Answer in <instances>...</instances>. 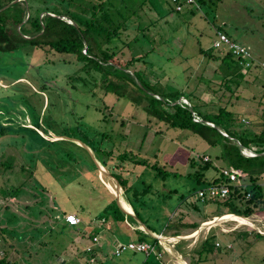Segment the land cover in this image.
I'll list each match as a JSON object with an SVG mask.
<instances>
[{
  "label": "trees",
  "instance_id": "1",
  "mask_svg": "<svg viewBox=\"0 0 264 264\" xmlns=\"http://www.w3.org/2000/svg\"><path fill=\"white\" fill-rule=\"evenodd\" d=\"M218 1L221 0H196L195 4H190V6L200 4L201 9L204 8L206 17L214 18V20H210L214 24ZM179 3L183 8H186L184 0H180ZM146 6L155 9V17L147 13L151 24L157 23V18H162L161 16L165 14L169 17L170 14L173 15V12L181 15L187 12L176 10L175 4L171 0H165V12L160 0H118V2L115 0H0V60L5 62L6 59H11L16 64H20L22 68L28 66L26 60L28 56H33L39 62L41 61L37 68L43 66L42 64L53 63L58 57L62 58L59 63H75L79 65L78 71L82 70L84 73L82 75L75 72L68 76V80L71 82L70 88L76 92L86 91L96 96L98 91L95 88H97L104 94L115 95L117 99L125 98L131 105L140 108L146 114L149 123L162 122L168 128L187 130L190 134L198 135L208 145L217 147L220 151L217 157L224 162L222 167L218 168L210 157L205 159L203 155L201 157L191 155L187 160L188 171L186 174L168 170L165 165H160L158 161L157 153L160 151L158 148L150 156L148 155L150 150L145 149L144 151L145 136L149 134L150 130H145L143 139L139 140L138 147L132 148L131 144L127 142L128 139L123 141L126 137H122V141L117 143L116 139L108 132L95 130L93 135L92 131L82 125L80 121L82 118H86V113L82 115H78V113L75 116V124L72 126H65L61 129L45 126L46 130H50L56 135H65L67 138L47 139L34 131L35 137L43 138L42 140L47 143L49 150L46 152V160L49 157L55 158L60 163L57 165L61 168L66 167L65 162L71 160L73 166L78 167L77 175L73 176L74 181L71 183L77 187L88 184L87 187L95 189L96 185L93 184L91 178H96L97 184L106 196V201L101 206L102 212L94 216L89 214L90 211H87L81 203H78L73 209H67L64 207V203L70 201L69 196L58 199L55 192L51 191L52 187L45 183V185L42 184L37 179L42 194H45L44 203H47L49 196H51L54 205L61 204L59 209L63 219L70 213L79 218L77 225L68 223L67 225L75 227L82 237H86V241L80 242L81 251H84L90 257L89 259L96 264L99 260L98 254L102 251L97 242L99 230V237L104 240L103 234L106 232L109 235L117 234L116 232L120 231L121 228L123 231L138 234L132 242H146L154 247V250L149 254L143 251L138 252L144 253L146 258L154 254L158 260H161L159 258L160 252L162 253L166 249L159 243V239L145 233H139V229H132L127 221L129 223L136 222L135 218L147 220L146 227L152 232H156L155 229H157L162 230L156 232L160 233L159 235L163 233L164 236L169 237L180 236L183 230L187 228L196 230L200 226L198 222L184 223L182 213L177 217V214L173 213L185 201H190L196 211L200 210V205H204L206 208L211 207L207 218L225 213L248 217L264 212V91L255 93L249 89L250 85L258 84L254 82V78L259 74L264 78V62L256 60L247 47L233 40L226 33L225 26L220 25L213 32L210 46L206 45V42L207 47L197 44L200 54L207 58L205 65L217 64L213 71L219 77L218 83L215 81L216 78H213L214 80L205 86L203 93L201 91L195 95V92H185L169 83L151 82L138 65L141 60L146 65H153L147 60L150 55L149 52L139 56L140 36H144L150 43L156 41L154 37H150L149 27H140L142 25V20H139L141 18L140 11ZM209 8L211 12H208ZM208 13L212 15L208 16ZM151 18L154 20L152 21ZM125 32L127 33L123 34ZM220 33L225 34L233 43L247 49L249 55L235 51L234 47L223 42L219 46H215L214 43L219 39ZM119 42H121L119 47L113 45L115 43L118 45ZM224 48H227V51H224ZM49 53H53L56 57L52 54L49 55ZM54 57L55 59L52 60L51 58ZM164 58L167 62L172 59L168 54ZM185 59L190 58L185 57ZM241 63L248 65L245 66V71H243ZM168 65L169 63L165 64V67ZM251 66H255L257 69V72L253 71L256 72L253 77H251L252 72L247 73V69L252 68ZM52 81L51 84H55L54 79ZM51 84L49 79L44 78L43 81L41 79L38 86H41L43 90L49 89L48 94L53 97V92L50 91V87L53 88ZM213 84L217 85V88L214 89ZM65 90L70 92L67 88ZM210 91L217 97L216 101H212V104H222L215 109L209 108L208 101H204L207 100L204 98ZM227 92H229L228 95H226ZM58 94L64 98L62 103L70 107L67 98L71 97V94L67 95L64 91ZM181 97H184L188 102L180 100ZM82 103V99H79L77 104ZM247 103L256 105L258 109L263 106L261 113L255 117L252 113L237 111L238 105ZM29 105L32 116L39 114L40 111L32 103ZM48 105L50 107L51 103ZM84 106V110L88 114L90 112L96 114L94 110L102 112V108H96L89 103H85ZM36 118L37 122L39 117ZM244 118L248 120L246 123ZM106 119L104 117V120ZM246 124L249 127H246ZM252 126L254 128L250 129ZM23 128L17 136L24 137L23 133L25 132L30 138L32 129ZM240 128L243 130L241 131ZM160 131L156 132L154 137L160 134ZM9 133L11 134L8 127H2L0 124V136L9 135ZM97 134L100 135V138L97 137ZM74 139L85 144L94 152L95 157L106 169L101 177L99 176L101 171L94 158L86 148L77 144ZM105 140H108L107 143ZM243 149H248L252 156L250 154L245 155L242 152ZM53 150H56L55 153ZM32 154L35 153L32 152ZM36 157L39 158L29 155L30 165L37 172L40 161ZM46 164L52 165L51 170L57 171L56 165L52 161H46ZM5 167L10 168L11 163L7 162ZM21 169L27 171L24 167ZM80 170L82 172H79ZM209 170L213 171V174L208 172ZM223 170L233 173L236 179L231 180L228 175L223 173ZM88 171H92V175ZM27 172L29 179L31 172ZM64 173H67L65 177L68 178L69 173L67 171ZM146 173H149V176L153 178L152 181H150V177L146 178ZM151 173L152 175H150ZM109 177L115 179L121 187L135 216L126 214L115 196L104 185L101 179L109 181ZM171 177L185 179V184L189 186L185 189L186 193H180V190L174 187L167 188V178ZM24 183L27 184V181ZM68 184H61V190L66 188ZM211 186H226L228 193L215 199L209 196L201 199L198 196V191ZM19 188L13 186L10 190H12V194H17ZM68 193L69 191H67ZM163 200L173 202H170L171 208L169 210V214L173 213L172 217L167 218L164 214L165 211L161 205ZM49 209L53 210L55 206L49 207ZM16 217L13 214L7 218L9 224L12 225L9 227H12L11 229L7 230L0 225V249H4L5 253H8L12 247L6 246V241L9 240L7 235L13 237L15 234L13 223H17ZM150 221L154 226L150 224ZM84 222L85 225L81 227V223ZM157 222L159 225L155 226ZM104 223L107 231L103 227ZM16 226L18 225L16 224ZM30 226L33 228L32 233H39L40 229L38 230L35 228L36 226L31 224ZM95 227L99 229L97 232H95L97 230V228L94 229ZM30 239L33 238L30 237ZM25 241L26 239L23 240V243ZM259 241H264V234L254 229H236L230 233H224L218 227L210 228L206 237L192 249L191 253L187 254L189 264H233L234 250L239 253L238 257L244 264H264V254L250 255L249 252ZM183 242L179 240L174 246H177L178 250H183L180 248ZM77 249L80 250L78 246ZM114 249L115 254L119 255L121 251L116 253L117 248ZM5 253L0 256V264H13L15 261H10L9 256ZM146 263L147 260L144 264Z\"/></svg>",
  "mask_w": 264,
  "mask_h": 264
},
{
  "label": "rangeland",
  "instance_id": "2",
  "mask_svg": "<svg viewBox=\"0 0 264 264\" xmlns=\"http://www.w3.org/2000/svg\"><path fill=\"white\" fill-rule=\"evenodd\" d=\"M115 2H118V0H115ZM160 2L165 12V0H160ZM236 3L239 4L240 11L233 10L236 9L238 5H233L231 2L230 6H228L229 9L223 12L224 17H226L225 22L230 24L234 20L235 15L236 17L242 18V14H244V19L241 21L242 24L251 22L253 27L257 26L256 28L254 27V29H259L261 24L258 23V20L256 21L253 19L250 21L248 17H245L246 15L242 7L256 4L264 8V0H236ZM201 8L200 4L193 7L192 5H186V8L181 9L184 12L186 10L188 11L185 14L181 15L173 12V15L170 14L171 17H167L165 14L161 16L162 18H157L158 22L155 24H151L150 18L148 17V15L155 17L154 8L146 6L140 11L141 18H139V20H142V25L140 27H149L150 37H154L156 40L150 43L144 36L139 37V56H143L144 53L149 52L150 55L147 57V60L149 63L152 62L153 65H146L142 63L143 60L139 61L138 65L151 82L160 81L162 84L169 83L185 92H195V95L199 94L201 91L203 93L206 88L205 86L208 82L214 80L213 78H216L215 81L218 83L219 77L216 76L213 71L217 64L209 63L208 66H206L205 63L207 62V58L200 54L199 47L197 46V44H202L204 47H207L206 43H208L211 37V31L214 32L211 22L214 18L206 17L204 8L203 10ZM212 9H215V7H212ZM208 12H211L210 8ZM259 12L260 10L256 6L251 12V16ZM208 14V16L212 15L211 13ZM216 15L217 17L215 20H218L219 17L222 16L217 10ZM176 18L177 20H175ZM151 19L152 21L154 20V18ZM262 22L264 23V18ZM225 28H230V26L227 25ZM126 33L127 32L123 34ZM166 39L167 42H165ZM119 43L118 45L116 43L113 45L119 47L121 42ZM223 50L227 51V48ZM51 54L56 57L53 53H49V55ZM167 54L172 57L169 62L164 58ZM55 57L51 59L53 60ZM185 57H189L190 59H185ZM60 59L62 58L58 57L54 61L55 63L42 64L43 66L39 68L37 67L41 61L39 62V60L33 58V56L26 57L28 66H25V68H22L20 64H16L11 59L5 60L7 64L3 60H0V124L2 127H8V130L11 132L9 135L0 136V225L9 230L12 228H9L12 225L9 224L7 218L15 214L18 220L16 223L18 226L13 223V230L15 232L13 237L7 235L9 240L6 241V246H12L11 250L5 253L4 249H0V256L5 253L9 256L8 259L10 261H15L13 264H96L89 259L90 257L85 254L84 251H81L80 242L83 240L86 241V237H82L79 230L75 227H70L66 225L65 222L62 223L63 215L59 209L61 204L58 203L59 205H54L51 196H49V201L44 203L45 200L43 198L45 194H42L38 185V180L42 184L45 183L52 187L51 191L55 192L58 199L69 196L70 201L64 203V207L67 209H73L78 203H81L87 211H90L88 212L89 214L97 216V214L102 212L101 206L103 202L106 201V196L97 184L98 180L96 178H91L93 179V184L96 185L95 189L87 187L86 185L88 184L77 187L74 183H71L74 181L73 176L77 175L76 170H78L77 166H73L71 160L65 162L66 167L62 168L57 165H60V163L55 158L49 157L46 160V152L49 150L47 148V143L42 140L43 138L35 137L34 131L47 139L59 140L67 138L65 135H56L52 131L46 130L45 126L56 129L72 126L75 124V116L78 113V115L86 113V118H82L80 121L82 125L88 127L90 131H92L91 133L93 135L95 130L98 132L105 131L116 139L117 143L122 141V137H126L123 141L128 139L127 142L131 144L132 148H137L139 140L143 139L144 131L150 130L149 134L145 136L144 151L145 149L150 150L148 151V155L150 156L151 154L153 155L158 148L160 150L157 153V157L159 158L158 161L160 165H165L168 170L178 171L183 175L186 174L188 171L187 160L191 155H196L198 157L203 155L205 159L210 157L214 165L218 168H221L224 164V162L217 157V155L220 154L217 147L208 145L198 135L193 133L190 134L187 130L168 128L162 122H157L156 124L155 122L149 123L146 114L140 108L131 105L125 98L117 99L115 95L104 94L97 88H95V90L98 91L96 96L86 91L81 93L76 92V90L70 88L71 82L68 80V76L75 72L82 75L84 73L82 70L78 71L79 65L75 63H59ZM167 63H169V65L165 67ZM242 65V69L245 71L248 65ZM247 70V73L252 72L251 77L257 72L255 66L252 68L249 67ZM44 78L49 79L50 84L53 82V79L55 81V84H51L53 88L50 87V91L53 92V97L48 94L49 89L43 90L41 86H38L41 79L43 81ZM254 82L258 84L250 85L249 89L251 91L255 93L264 91V78L260 74L254 78ZM215 84H213L214 89L217 88ZM66 88L70 92H66ZM242 89L245 88L242 87ZM63 91L67 95L71 94V97L67 98L70 107L62 103L64 98L60 97L58 94ZM228 93L229 92H227L226 95H228ZM206 95L204 99L207 100L204 101H208L209 108L215 109L219 105H222L216 103L212 104V101H216L215 99H217V97H215L211 91ZM79 99H82V104H77ZM180 100L188 102L184 97H181ZM30 103L40 111L39 114L32 116ZM48 103H51L50 107ZM85 103H89L96 108H102V112L94 110L96 114L94 112L88 114V112L84 110ZM262 107L258 109L256 105L247 103L245 105L240 104L236 108L239 112L245 111V113L248 114L252 113L256 117L257 114L261 113ZM36 117H39L37 122ZM104 117L107 119L104 120ZM246 121L248 120L245 119V123ZM123 123L125 124L123 125ZM245 126L249 127L247 124ZM23 127L32 129L30 138L27 137L25 132L23 133L24 137L17 136V134L24 129ZM236 127L238 128V126ZM253 128L252 126L250 129ZM26 130L28 132V129ZM240 130L242 131L243 129L240 128ZM159 131L160 134L154 137L155 133ZM97 137L100 138V135L97 134ZM74 141L86 148L89 153L92 154L91 156H93V158L95 157L94 152L89 147L78 140L74 139ZM106 141L108 140H105V142ZM53 151L55 153L56 150ZM32 152L35 154H32ZM242 152L245 155L251 154L248 149H243ZM30 154L31 157L32 155H34V157H39H36L40 161L38 162L37 172L30 165ZM46 161L55 163L57 171L51 170L53 166L46 164ZM7 162L11 163L10 168L5 167ZM22 167L31 172L29 179L28 172L23 171L21 169ZM99 169L101 174L104 173L103 167L100 164ZM210 170L208 172L213 174V171ZM54 171H56V173H54ZM65 171L69 173L68 178L65 177V175H67V173H64ZM79 172L82 171L80 170ZM88 172L92 175V171ZM150 175H152V173ZM148 177H150L149 173H146V178ZM103 179L105 178L103 177ZM167 179V188L174 187L180 190V193H186L185 189L189 186L185 184V179L182 177H171ZM152 180L153 178L150 177V181ZM26 181L27 184L24 183ZM68 182L70 183L68 184ZM61 184L68 185L61 190ZM105 184L113 189L116 195L118 194V190L116 189L117 182L115 179L109 177V181L105 180ZM13 186L20 187L19 193L12 194V190L10 189ZM68 186L70 187L68 188ZM67 191H69L68 194ZM170 202L173 203L172 201ZM52 206H55V209L50 210L49 207ZM210 208L211 207H207L205 209V207H199L200 211H195L191 207L184 208L182 206L178 208L175 215L177 214V217L182 213L184 223L201 222L204 218H207L204 217V214L207 211L209 213ZM210 217H208L206 221L200 223V226L196 230L187 228L183 230L182 235L170 236L169 239L167 238L168 241L166 240V242L161 238L162 245L165 246V243L170 247L172 244L176 245L177 241L179 242V240H181L184 242L180 248L191 253L193 251L192 249L198 246L199 242L206 237L210 228L216 227L220 228V231L224 233H230L236 229L249 228L264 234V212L252 214L248 217H239L231 213ZM96 221L99 222L98 220ZM31 222L34 223L32 224ZM30 224L36 226L35 228H38V230L40 229L38 234L32 233L31 230L33 228ZM82 225L81 223V227ZM104 225L105 223L103 227ZM42 228L44 229L42 230ZM104 229L107 231L105 227ZM108 236L109 234L106 232L103 234L104 240L100 237L97 240L98 243H101V246L102 244L105 246L107 245L108 249L106 255H104L105 253L98 254L99 260L97 264H139V259H144V253L132 251L127 248L122 250L119 255H116L114 249L115 244L110 241V239L107 241ZM30 237L33 239H30ZM25 239L26 241L23 243ZM118 239L123 240L120 237ZM90 242L89 240V243ZM124 244H126L125 241ZM77 246L80 250L77 249ZM104 249L106 250L105 247ZM174 249L173 247V250ZM249 252L250 255L264 254V241L257 242ZM238 254L236 250L233 251V264H244L238 257ZM181 256L175 258V264H188L189 262L187 260L189 259L184 257V254ZM145 260H147L146 264H161V260H158L154 254H151Z\"/></svg>",
  "mask_w": 264,
  "mask_h": 264
},
{
  "label": "crops",
  "instance_id": "3",
  "mask_svg": "<svg viewBox=\"0 0 264 264\" xmlns=\"http://www.w3.org/2000/svg\"><path fill=\"white\" fill-rule=\"evenodd\" d=\"M231 2L233 3V5H235V4L238 5V7L236 9H233V10L240 11L239 4L236 3V0H223V1L221 0V1H218V3L216 4V10L222 16H220L219 19L216 20V22H214V24H212L213 31L215 29H217V27L220 26V25H224L225 27L227 25L230 26V28H226L227 29V30H225L226 33H228L233 40H235L239 44L247 47L256 60L264 62V28H263L264 23L262 22V20L264 18V8L262 6H258L256 4L255 5L251 4V5H247V6L242 7L243 8L242 10H244L243 12H245V15H246L245 17H248V19L250 21L253 20V19L256 20V21L258 20V23L261 24V27H259V29H254V27L256 28L257 26L253 27L251 22L246 23V24H242L241 21L244 19V14H242V18L236 17V15H235L234 20L230 24H227L225 22L226 21V17H224V13L223 12H224V10L229 9L228 6H230ZM243 4H245V3H243ZM256 6L259 8L260 12L256 14L257 16L255 14L253 16H251V12L256 8ZM157 7H159V6H157ZM248 12H249V14H248ZM216 17H217V15H216ZM212 39H213V32L211 31V37H210V39H209V41L207 43L208 46H210V44L212 42ZM2 79H4V78H2ZM94 160H95L96 164L98 163V167H99V164L101 165L100 161L96 157H94ZM103 170H104V172H106L104 167H103ZM99 176L101 177V173L99 174ZM101 180L104 182V185L106 186L105 181L103 179H101ZM106 187L109 190V192H111L115 196L118 204L126 212V214L131 215V216H135V213H134V211L132 209V206L127 201L126 196L123 193V190L121 189V187H119V185L117 184V187H116V189L118 190L117 191V193H118L117 195L114 193L113 189L109 188L108 186H106ZM161 205L164 208L163 211H165L164 214L167 216V218L168 217H172L173 213L175 214L177 212L178 208H179L178 207L173 213L169 214V210L171 208L170 202L168 200H166V201L163 200V203H161ZM182 206L184 208H187V207L193 208L194 207L193 204L190 203V201L183 202V204H181L180 207H182ZM200 207L203 208L205 206L204 205H200ZM205 209H206V207H205ZM201 212H202V210H201ZM207 214H208V211L204 214V217H206ZM135 221L136 222H133V223L132 222L129 223L127 221V224L130 225L132 229H139V233H145V234H148V236L150 235L151 237H157V238L161 237L165 242H166V240L168 241V239L170 238L169 236H164L163 233H161L162 235H159L160 233H156V232H161L162 230L155 229L156 232H152L151 230H149L146 227L147 223H148L147 220L145 221V220H141L139 218H135ZM204 221H206V218H204L201 222H198V223H202ZM63 222H65L66 225H67V222L65 221V219H63L62 223ZM150 224L152 226H154L151 223V221H150ZM83 225H85V222L83 223ZM158 225L159 224L157 222V224L155 226H158ZM96 228L97 227H95L94 229L96 230ZM98 230L99 229L97 228V230L95 232H97ZM124 231H123V228H121L120 231L116 232L117 234H111L112 235L111 237H110V235L108 236V239H110V241L114 242L116 248H118L119 246L123 245L124 241L126 243L132 242L138 236V234H136V233H130L128 231H125V232ZM99 232H100V230H99ZM99 232H98V235H97L98 238L100 236ZM119 237L121 239H123V240L118 239ZM139 237H141V235H139ZM99 244H100V247L102 248L101 253H103V254L105 253L104 255H106L107 251H108L107 245L106 246L105 245L101 246V243H99ZM164 245L165 246H163V247L166 250L162 251V253L160 252L161 255L159 257L161 259L162 264H175V258H177L178 256H181L183 254H184V257L188 258L187 254L189 253V251L184 250V249L183 250H178L177 247L174 246L173 244L170 247H168L165 243H164ZM104 247L106 248V250L104 249ZM173 247L175 248L174 250H173ZM101 253H99V254H101ZM181 258H182V256H181ZM95 259H97V258H95ZM145 259H146L145 256H144V259L143 258L139 259V264H144L145 263ZM187 261L189 262V260H187Z\"/></svg>",
  "mask_w": 264,
  "mask_h": 264
},
{
  "label": "built area",
  "instance_id": "4",
  "mask_svg": "<svg viewBox=\"0 0 264 264\" xmlns=\"http://www.w3.org/2000/svg\"><path fill=\"white\" fill-rule=\"evenodd\" d=\"M180 0H171L175 4L176 10H181L183 6L179 3ZM196 0H184L185 5H190V4H195ZM226 43L229 44L230 46L234 47L235 51H239L240 53L243 54H248L249 51L245 49L244 47L240 46L239 44L233 43L230 41V39L225 35L220 33L219 34V39L214 43L215 46H219L221 43ZM254 155V154H253ZM252 156V154H250ZM223 173L228 175L231 180H235L236 177L233 173H230L228 170H223ZM228 193V188L226 186H211L209 188L205 189H200L198 191V196L201 199L207 198L209 196L212 199H215L216 197H223ZM249 196V195H248ZM65 221L70 224V225H77L79 223V218L75 214H67L65 216ZM159 243L162 244L161 242V237H158ZM130 249V250H136V251H143L147 254L152 252L154 250L153 245L146 243V242H140V243H135V242H130L128 244H123L119 246L116 249V253H119V251H122L124 249Z\"/></svg>",
  "mask_w": 264,
  "mask_h": 264
},
{
  "label": "bare ground",
  "instance_id": "5",
  "mask_svg": "<svg viewBox=\"0 0 264 264\" xmlns=\"http://www.w3.org/2000/svg\"><path fill=\"white\" fill-rule=\"evenodd\" d=\"M116 190V189H115ZM240 221H243V220H240ZM245 221V220H244Z\"/></svg>",
  "mask_w": 264,
  "mask_h": 264
}]
</instances>
